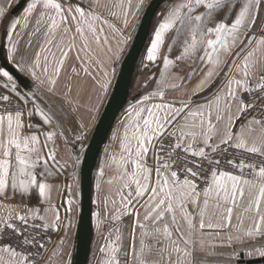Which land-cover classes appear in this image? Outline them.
I'll return each instance as SVG.
<instances>
[{"label": "snow or ice", "instance_id": "snow-or-ice-1", "mask_svg": "<svg viewBox=\"0 0 264 264\" xmlns=\"http://www.w3.org/2000/svg\"><path fill=\"white\" fill-rule=\"evenodd\" d=\"M145 7V0L103 5L88 0L86 6L83 0L75 5L25 0L22 15L13 18L0 6L6 60L37 90L52 93L74 52L79 70L71 66V77L83 73L95 86L97 103L87 108L95 125L133 39L126 34L129 18L136 20ZM159 15L144 65L162 62L159 79L149 76L144 82L145 89L149 81L156 88L129 102L111 135L119 152L106 149L98 170L99 178L106 168L114 175L107 180L103 216L93 213L97 229L107 227L97 264H208L209 257L223 255L225 245L230 259L223 264H252L244 257L264 259V34L255 35L258 23H264V0H170ZM22 22L24 28L34 25L29 48L32 37L40 39L30 57L18 58L14 36ZM174 48L179 54L170 58ZM177 62H191L190 75L203 74L188 99L168 101L166 90L183 86L184 77L171 71ZM0 80L18 101L35 100L36 92L17 90L16 77L4 67ZM214 86L206 103L193 99ZM34 113L44 125L55 121L60 129L41 131L43 143L36 133L25 134L24 110L18 103L13 108L11 96L0 93V264H73V200H66L62 219L52 196L58 186L49 179L69 166L75 177L81 158L60 163L57 148L49 144L55 145L57 136L67 141V131L50 111L34 105L27 116ZM89 130L79 122L75 140L85 139ZM65 187L70 192L71 186ZM124 217L132 218L131 225ZM52 233L59 234L55 247Z\"/></svg>", "mask_w": 264, "mask_h": 264}, {"label": "crops", "instance_id": "crops-1", "mask_svg": "<svg viewBox=\"0 0 264 264\" xmlns=\"http://www.w3.org/2000/svg\"><path fill=\"white\" fill-rule=\"evenodd\" d=\"M23 2V0H19V3H15V0H0V6L8 7L9 14L13 18H19L22 15L23 7L25 6V2L23 6L18 10L15 11L16 8ZM69 4L75 5L76 3L80 2V0H67ZM150 0H145L146 7L142 10V12L137 14V19L132 20L130 17L131 23L129 24V27L126 29V34H131L133 39L134 36L138 30V27L141 23L142 17L145 13V10L149 4ZM170 0L166 2L158 11L156 18L154 20L152 30L150 33V37L148 40V43L144 49V52L142 53V56L140 58V61L138 63V67L134 76L132 88L129 94L128 102L124 109L120 112L119 116L117 117L115 124L113 125L111 132L109 134L108 140L106 141L105 145L103 146V149L101 151L98 164L94 173V185H93V213L96 211H100L101 217L103 216L104 212V206L103 201L105 198V195L109 193V185L107 184V180L114 175V170L112 168H106L105 169V175L103 178L98 177V170L105 160L106 157V149H109L110 152L114 154H118L119 152V142H112L111 141V135L112 131L118 126V121L121 119V117L124 114L125 109L128 107V104L130 101H134L136 98L144 95L146 91H152L156 88V84L149 81L150 87L148 89H145L144 82L149 76H155L157 80L159 79V73L162 70V62L158 60L155 65L149 64L148 67H145V64H148L146 60V53L147 49L150 46L151 39L153 38L154 30L158 26V23L161 19L160 13L164 11L169 4ZM88 3V0H83L84 6H86ZM101 5L106 3V0H100ZM10 4V6H9ZM99 11L105 16L108 17L110 20H112L111 17L108 16V11L104 7H100ZM112 22L116 23L118 27L122 26L120 24V21L118 20H112ZM34 25L30 24L28 28L23 27V22L21 26L18 27L17 32L18 36H14V40H19V53L18 58L20 55H28L29 57L32 55V53L37 50V40L40 39V37H32V47L29 48L28 46V39H29V32H31L32 27ZM136 28V31L134 32ZM264 28V23H258L255 35L259 37L261 35L260 29ZM105 32L108 34L109 39H112V33L111 31L105 26ZM130 42L129 47L126 49L124 57L121 61V64L129 51L131 44L133 42ZM170 42V41H169ZM7 46L8 41L5 35L4 25L0 24V67L9 66L14 68L10 63L6 60V52H7ZM255 46V45H253ZM165 53L167 54V49L165 48ZM179 54V49L174 48L172 53H170V58H174L176 55ZM239 62V61H237ZM121 64L118 66V74L121 68ZM75 65L77 69L79 70V64L75 61V53L70 54V58L68 61H66L65 70L62 72L60 80L56 86V89L52 93H48L46 91H39L35 88L34 82L31 80L30 77L25 76L22 73H19L22 78L24 79L23 83H20L17 79V84L19 85L18 91L20 93H27L30 90L33 92H36V98L35 100L29 99V102L27 104L24 103V112H25V134H31L36 133L40 136V140L43 143L44 136L40 134L41 131L47 132L53 129H56L59 131L60 129L56 128L55 121L51 126L44 125L43 121L40 119L39 115L33 114L31 118L27 116V112L31 109L34 110V105H38L41 109H43L45 112H51L54 114L56 119H59L60 124L62 125L63 129L67 131V141H65L64 138L57 136L55 138V145L49 144L50 147H56L57 148V159L60 163L67 162L69 165H71L74 161V158L79 155L81 158V162L76 168L77 175L74 177L72 175L73 168L69 166L64 174H59L57 172L55 178H50L49 183H52L53 185L58 186V188H55L52 196L53 201L56 204L58 208H60L61 212V218L63 219L66 215L64 211V207L66 206L65 202L67 199H72L73 204L71 205V214L70 217L73 221L74 227L71 230L70 236H71V244L72 248L70 249L72 253V260L73 264L75 262V254H76V246H77V236H78V226H79V220L81 215V166L82 161L84 158V154L86 151V148L90 142V139L93 135V132L96 128V125L98 121L95 123V125L92 124V121L90 120V113L87 111V108L91 105H95L97 103V96L95 91V86L91 80L90 77L84 76L83 73H81L80 77H71V66ZM197 66L200 68H203V65H200L199 61H197ZM7 69V68H6ZM15 69V68H14ZM206 70V69H205ZM173 74L175 76L184 77L183 80V86L179 89L172 90L171 88H168L166 90L165 99L168 101H180V100H186L188 99L189 95L191 94L192 90L195 88L196 84L199 82V80L202 77V72L197 71L195 75H190L193 72V66L191 65V62H177V66L171 69ZM233 74H235V71L233 70ZM224 75V73H221V77ZM71 77V79H69ZM221 77H217L216 79L219 80ZM116 80L113 82V86L109 90V95L104 98V102L101 105V114L106 106V103L108 102L110 95L112 93L114 84ZM175 83H181V81L176 80ZM0 84L3 85V81L0 80ZM67 85L71 86V91H68ZM215 86L213 89H206L204 92L198 93V98L193 97V99H196L197 103H206L208 99L211 98L212 91H214ZM7 91V90H6ZM8 93L12 94L11 92L7 91ZM83 122L87 128L90 130L88 131V135L85 139L81 141L75 140L74 131L78 128V123ZM33 125L31 129L27 127V125ZM38 129L40 131H38ZM110 144L112 145L111 148H109ZM81 145H83V150L81 151ZM47 150L45 149V152ZM50 167L55 172L56 168L52 164V162H49ZM100 179V190L97 191L96 188V182ZM66 185L71 186L70 192L65 187ZM35 203V201H33ZM123 221L127 223L128 225H131L132 218L131 217H124ZM93 222H94V239L92 243L91 253L89 257L88 264H97V260L100 258L101 254L98 252L99 247L102 243H104L102 239V234L107 233V227L105 225H101L99 230L97 229L96 224V217L93 215ZM130 231V227L127 229ZM61 229V234H62ZM55 235V241L53 247L56 246V242L59 240V234L54 233ZM220 251L223 252V255H217L215 257H209L208 258V264H223L224 261H227L230 259L228 252L229 249L227 246H223ZM198 255H205L204 253H198ZM245 260H258L261 258L254 257V258H248L244 257Z\"/></svg>", "mask_w": 264, "mask_h": 264}, {"label": "water", "instance_id": "water-1", "mask_svg": "<svg viewBox=\"0 0 264 264\" xmlns=\"http://www.w3.org/2000/svg\"><path fill=\"white\" fill-rule=\"evenodd\" d=\"M169 0H150L141 23L134 36L114 84L112 93L101 114L90 142L86 148L81 166V215L78 226L77 246L74 264H88L94 239L93 185L98 160L109 134L120 112L128 102L138 63L148 43L152 26L160 8ZM25 0L16 8L18 11ZM16 79L23 83L22 76L12 67L5 66ZM264 259L252 260V264Z\"/></svg>", "mask_w": 264, "mask_h": 264}, {"label": "built area", "instance_id": "built-area-1", "mask_svg": "<svg viewBox=\"0 0 264 264\" xmlns=\"http://www.w3.org/2000/svg\"><path fill=\"white\" fill-rule=\"evenodd\" d=\"M264 34V33H262ZM0 93H3V94H8L11 96L12 98V102H13V108L15 107V105L18 103L20 105V107L24 110L25 106H24V103L22 101H18L17 98L13 95V94H10L6 91V89L0 84ZM228 170H232L230 166H228ZM51 239H52V247L54 245V241H55V235L54 233L51 234ZM255 264H264V262H261V263H255Z\"/></svg>", "mask_w": 264, "mask_h": 264}, {"label": "rangeland", "instance_id": "rangeland-1", "mask_svg": "<svg viewBox=\"0 0 264 264\" xmlns=\"http://www.w3.org/2000/svg\"><path fill=\"white\" fill-rule=\"evenodd\" d=\"M136 31V28H135V30H134V32ZM93 264V263H92Z\"/></svg>", "mask_w": 264, "mask_h": 264}]
</instances>
